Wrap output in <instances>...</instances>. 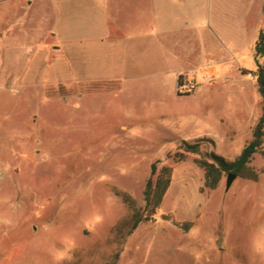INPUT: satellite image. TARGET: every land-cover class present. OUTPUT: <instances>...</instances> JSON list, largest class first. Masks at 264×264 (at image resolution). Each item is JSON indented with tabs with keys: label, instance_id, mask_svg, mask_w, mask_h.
<instances>
[{
	"label": "rangeland",
	"instance_id": "1",
	"mask_svg": "<svg viewBox=\"0 0 264 264\" xmlns=\"http://www.w3.org/2000/svg\"><path fill=\"white\" fill-rule=\"evenodd\" d=\"M18 1L28 0H0V264H264V137L250 162L256 180L236 177L227 188L224 175L216 189L205 188L204 170L195 162L199 155L187 153L179 161L177 153L184 134L215 136L219 127L212 110L189 107L203 125L187 129L143 114L125 119L129 122L119 119L113 105L126 102L115 88L88 84L103 63L112 74L113 61L98 58L89 44L93 35L77 21L78 28L69 30L64 19L39 41L47 22H34L31 13L32 22L15 29L22 38L5 40L26 16ZM261 1L236 0L238 7H250L246 47L217 65V76L256 68L255 41L264 28ZM51 33L89 48L90 60L72 61L86 66L85 72L70 69L67 54L53 53L57 38ZM61 78L80 80L77 92L59 86ZM194 80L201 77H190ZM235 83L245 89L220 109L218 119H233L241 135L232 143L202 142V150L230 160L253 138L263 109L253 74ZM154 162L153 183L169 166L170 186L152 218L133 229Z\"/></svg>",
	"mask_w": 264,
	"mask_h": 264
},
{
	"label": "crops",
	"instance_id": "2",
	"mask_svg": "<svg viewBox=\"0 0 264 264\" xmlns=\"http://www.w3.org/2000/svg\"><path fill=\"white\" fill-rule=\"evenodd\" d=\"M16 6L27 13L13 26L14 30L5 33V40L9 42L22 38V32L15 29L25 28L31 13L34 22H47L39 41L47 38L51 29H60L64 19L67 29L78 28L73 24L77 21L93 35L89 44L96 46L100 60L113 61V72H106L107 64L103 63L97 67L102 70L99 76L90 79L88 84L96 87L105 83L115 88L118 97L126 102L113 105L119 119L129 122L140 119L143 114L144 119L165 118L170 124L187 129L203 125L197 111L188 108L204 106L212 110V120L217 119L219 128L215 136L184 134L181 139L206 136L217 142L223 139L225 143H232L241 135L233 119L218 117L220 109L229 108L230 102L236 101L245 89L235 83L243 80L245 74L241 67L231 78L228 73L224 77L214 71L217 65L228 63L236 52L245 49L250 7H238L236 0H28L18 1ZM261 7L263 11L264 0ZM51 35L57 38L51 47L53 53L67 54L71 62L69 68L85 72L86 66L76 67L72 61L90 60L89 48L77 45L74 39H58V33ZM3 50L5 54V48ZM8 51L9 55L14 52L11 48ZM180 76L182 83L191 82L193 76H200L201 82L192 81L195 89L183 93L179 87ZM78 84L80 80L68 78L58 82L73 93L77 92ZM76 97L73 98H80ZM137 101H145L147 105L137 110L133 106ZM179 102L185 105V110L178 108Z\"/></svg>",
	"mask_w": 264,
	"mask_h": 264
},
{
	"label": "trees",
	"instance_id": "3",
	"mask_svg": "<svg viewBox=\"0 0 264 264\" xmlns=\"http://www.w3.org/2000/svg\"><path fill=\"white\" fill-rule=\"evenodd\" d=\"M255 60L256 68L248 70L242 68L243 74H253L256 78L258 85V92L263 99V109L258 122L253 129V138L243 147L241 152L233 159L230 160L224 155L217 153L214 150H202V142L204 140L210 141L214 144V140L210 138H197L194 140H180V148L183 151L177 153L180 158L179 161L184 160L187 153L198 154L199 157L195 159L196 164L204 170L205 181L204 187L209 190H214L218 187L221 178L224 175L236 174L237 177L256 180L257 172L250 166V162L255 153L263 147L264 137V63L259 62V57L264 55V28L260 29L258 39L255 43ZM183 77L180 76V84L182 85ZM155 162L152 164L151 174L146 182L144 190L145 206L143 210L134 211L133 225L135 229L143 222L150 220L156 213L157 209L162 204L164 196L170 186L172 168L164 166L159 174L156 183H153V175L156 172ZM125 201V199H124ZM168 219V217H165ZM191 224V223H188ZM179 225V224H178ZM180 227L181 224L179 225Z\"/></svg>",
	"mask_w": 264,
	"mask_h": 264
},
{
	"label": "built area",
	"instance_id": "4",
	"mask_svg": "<svg viewBox=\"0 0 264 264\" xmlns=\"http://www.w3.org/2000/svg\"><path fill=\"white\" fill-rule=\"evenodd\" d=\"M195 89V85L194 83L192 82H185V83H182V85L180 86V91L181 92H191Z\"/></svg>",
	"mask_w": 264,
	"mask_h": 264
},
{
	"label": "water",
	"instance_id": "5",
	"mask_svg": "<svg viewBox=\"0 0 264 264\" xmlns=\"http://www.w3.org/2000/svg\"><path fill=\"white\" fill-rule=\"evenodd\" d=\"M237 177L236 174H229L227 177V188H229L234 181V179Z\"/></svg>",
	"mask_w": 264,
	"mask_h": 264
}]
</instances>
